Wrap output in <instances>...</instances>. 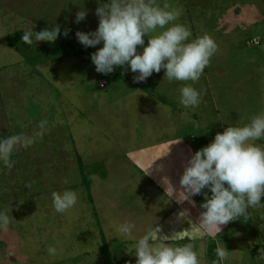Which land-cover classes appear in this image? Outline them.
Segmentation results:
<instances>
[{
    "label": "rangeland",
    "instance_id": "rangeland-1",
    "mask_svg": "<svg viewBox=\"0 0 264 264\" xmlns=\"http://www.w3.org/2000/svg\"><path fill=\"white\" fill-rule=\"evenodd\" d=\"M222 1L236 7H261L259 17L264 14V0L250 3L239 0L241 5L236 0ZM103 2L105 0H99ZM154 2L164 7L160 0ZM99 3L98 0H0V138L42 133L27 147L13 149L11 167L0 160V213L9 217L7 228L0 229V257L4 260H0V264H135L134 237L121 236L117 231L120 218L116 216L121 209L116 205L117 192L122 188L126 190L124 200L128 203L125 206L132 205L131 199L146 202L142 210L138 207L139 213L131 214V207L128 213H123L125 219L121 224L131 223L137 228L141 220L134 221L132 217L149 215L145 207L154 208L156 215L170 209L167 196L146 174V170H158L161 165L150 161L143 171L129 169L126 152L145 142L141 134L144 124L151 125V129H147L153 134L154 128L160 129L168 122L175 125L177 118L180 123L175 96L183 84H190L203 97L197 120L193 113L198 106L184 107V134L181 136L189 139L193 134L196 137L191 143L195 151L210 143L214 133L221 132L218 125L243 126L253 116L264 113V19L252 29H243V33L228 32L214 26L219 14L216 7L206 11L201 17L203 21L193 11L188 13L185 7H180L185 19L195 23L189 39L207 34L217 45L199 80L169 81L161 69L143 82H134L135 74L121 67L108 75L97 73L90 54L102 45L85 48L76 39L77 31L96 29L95 9ZM165 5L168 10L180 13L178 6ZM80 10H86L87 14L83 21L76 23L75 15ZM245 15L249 23L258 17L254 11H245ZM171 23L178 24L177 20ZM55 24L60 26L59 40L68 39L79 47L85 61H81L82 58L53 61L54 47L38 51L32 45L28 51L33 59L44 55L33 65L27 55L8 44V34L15 36L46 27L51 30ZM65 31L67 35H62ZM159 31L161 29H157V33ZM155 34L149 33V36ZM241 37L257 39L244 45ZM258 38L262 43L259 46ZM42 42L39 41L38 48ZM103 78L107 79L106 89L99 87V80ZM209 80L211 82H207ZM178 96L179 92L177 99ZM41 124L43 129L39 127ZM255 143L264 148V138ZM123 144L121 149H115ZM108 149L113 155L110 159ZM90 186L105 190L108 198L112 191V198L97 206L112 211L109 227L110 234H115V242L108 245L113 257L111 263L105 261L107 255L101 249L102 238L106 242L107 237L103 234L102 238L98 237L96 229L102 226L98 222L94 224L97 218L88 198ZM68 189L77 193L74 205L77 214L72 207L61 215L73 220L61 222L53 218L50 225L46 218L54 217L56 212L52 193ZM261 202L264 203V196ZM158 222L147 221L150 227ZM193 226L182 229L177 221L170 219L160 228L165 229L164 233L157 231L152 242H160L162 235H167L164 242L170 245L191 244L199 264L215 261L210 260L214 258L212 244L215 250H225V257L218 264H264V205L249 207L245 216L228 222L216 237L220 240L217 243L213 238L202 237ZM147 234L152 237V232ZM49 247L56 250L55 255H49ZM36 255L39 262H35Z\"/></svg>",
    "mask_w": 264,
    "mask_h": 264
},
{
    "label": "clouds",
    "instance_id": "clouds-1",
    "mask_svg": "<svg viewBox=\"0 0 264 264\" xmlns=\"http://www.w3.org/2000/svg\"><path fill=\"white\" fill-rule=\"evenodd\" d=\"M86 14V10L77 11L75 22L83 21ZM95 14L98 17L96 29L77 31L75 36L85 48L102 45L90 54V60L95 71L103 75L121 67L135 74L134 82H143L153 72L159 73L163 69L164 77L169 81L196 82L217 50L216 43L207 34L190 40V30L171 23L178 18L179 11L168 10V5L161 8L154 0H105L99 3ZM157 29L161 31L157 33ZM58 33L60 26L55 24L51 30L46 27L35 32L25 31L21 41L29 45L33 40L35 43L52 41ZM149 33L156 34L149 36ZM61 34L67 35V31ZM259 43L258 38L257 45ZM101 81L106 80L100 79L99 87ZM106 88L107 81L106 87L101 89ZM178 92L179 103L185 108L198 106L200 93L190 84H183ZM39 127L43 129V124ZM40 134L38 131L0 138V160L11 167L13 149L27 147ZM261 138H264V113L253 116L243 126L228 125L185 162L179 180L181 193L185 200L203 196L199 222L205 229H220V225L245 216L247 208L264 205L261 202L264 196V148L255 143ZM76 203L74 190L52 193V206L58 213H64ZM8 224V215L0 213V229H6ZM133 227L131 223H122L117 229L118 234L130 236ZM167 239V235H162L160 242H152L148 234L138 238L134 244L135 264H199L191 244L170 245L164 242ZM47 251L49 255L56 254L52 247ZM215 251L217 260L213 264H218L225 257V250L217 248Z\"/></svg>",
    "mask_w": 264,
    "mask_h": 264
},
{
    "label": "crops",
    "instance_id": "crops-1",
    "mask_svg": "<svg viewBox=\"0 0 264 264\" xmlns=\"http://www.w3.org/2000/svg\"><path fill=\"white\" fill-rule=\"evenodd\" d=\"M163 5L169 4L171 7L178 6L180 7H185L187 9V12H194L196 15L199 16V20L203 21V15H205L206 11H208L212 7H216V5H220L221 7L218 8V16L216 17V24L214 26H217L220 29H226L228 30H235L238 31V27L242 26L244 28V25L247 26L249 23L247 19H249L245 15L246 12H256V16H258L255 19H252V23L254 22H259L264 19V14H261V18L259 17V10L261 7H236L232 4H227L226 2H223L222 0H160ZM174 2V5L172 3ZM252 0H244L246 3H250ZM238 5H241V2L239 0L235 1ZM202 17V18H201ZM178 24H181L185 26L188 30L192 31L195 29V23L193 20L185 19V16L181 12L180 8V15L176 19ZM216 29V28H215ZM239 33H243V31L240 30ZM226 36V35H225ZM256 37H253L255 39ZM215 39H218L215 37ZM242 41L244 40L243 37H241ZM261 43L257 45L259 46ZM229 51V50H228ZM213 69V68H212ZM210 73V72H209ZM212 73V72H211ZM208 74V73H207ZM224 74V73H223ZM211 75V74H209ZM215 75V73H214ZM104 80H107L103 78ZM211 82V80L207 81ZM176 96H175V102H176V109H180V123L179 119L177 118V123L175 125L173 123H166L164 127L158 129V127L154 128L153 134L151 132V125L149 124H144L143 130H141L142 138L144 143L140 144V147L135 148V149H130L126 152V158L129 161V169L133 170V168H137L141 171H143L142 168H147L149 166L148 162H152L154 164L161 165V167L158 170H152V171H147L146 174H148V177H151L153 179V185H156L159 190L167 196V200L170 202V209L167 212L160 213L159 215L155 214L156 211L154 208L151 207H145L148 209L149 215L147 216H141L138 218H133V220H141L140 224L136 225L137 228L133 227V230L131 232V236L134 237V240L136 241L138 238L141 236L149 233L151 234L152 232V237L151 241H153V236L154 234L160 230L162 226H164L165 222L170 221V219H174L177 221L182 229L187 228H193V224L198 228L199 234L203 237H210L216 240V237L220 235L221 230L225 229L227 224L225 225H220V229L211 227L208 229H205L201 223L199 222V214L203 209L200 208V204L203 202V196L202 195H196L190 198V200H185V197L181 193L183 191L182 187L179 184L180 177L183 173V167L187 159L191 156L192 153L195 152L194 147L192 146V141L196 138L191 134L189 136V139L186 138L185 136H181V134H184V122L183 119L185 116L183 115L185 112V108L183 105L180 104L179 108V100L177 99V94L178 90H176ZM222 94H220L219 97H221ZM203 97L200 98V102L198 104V108L196 111L193 113V116H195V119L197 120L198 117L201 114V101ZM242 100L243 96L241 97ZM221 101L219 100V103ZM167 104V103H165ZM231 104V102H229ZM168 105H170L168 103ZM172 105V104H171ZM240 104V106H242ZM173 106V105H172ZM231 106V105H229ZM174 107V106H173ZM223 108V103L221 104V109ZM220 110V111H221ZM219 111V110H218ZM231 124V123H230ZM232 125V124H231ZM228 126V125H227ZM220 131L222 132L224 128L226 127V124H222L221 126L218 125ZM150 128V129H147ZM181 131V132H180ZM151 135H153L151 139ZM214 135L212 138H214ZM116 144V142H115ZM125 144L121 145V147L115 148L116 150L121 149ZM125 148V147H124ZM113 151V150H112ZM107 153L109 154L108 159L112 158L113 155L110 154L109 149L107 150ZM128 155V156H127ZM205 191V190H204ZM126 190L122 188V190H119L116 195V205L120 206L121 209L118 210V215L116 216L119 219L117 223V229L119 225L121 224L122 220H124L123 213H128V210L131 207L130 213L131 214H136L138 212V207L140 210H142V206L145 203H141L139 201H136V199H131L132 205L125 206L128 202L127 200H124V196L126 195ZM129 194V190H128ZM88 198L90 201V204L93 206L94 211H95V217L97 219L94 220V224H100L102 226V229H96L98 237H101V234L106 235V242L107 245H110L112 242H115V234H110V231L112 230L109 226L112 221L110 218L112 211L109 210V208L105 209H100L97 208V206L102 205V203L105 200H110L112 198V191H111V196L110 198L107 197V194L105 190H99L98 187L90 186L88 188ZM121 203H123V206H121ZM88 207V206H87ZM137 207V210L135 209ZM115 208V207H112ZM111 208V209H112ZM75 206H73L72 210L74 211V214H77V211L74 210ZM63 213H58L55 212L54 217H47V221L50 223V225H53L51 223L53 218H56L58 221H65V220H73L74 218L67 217V219L61 215ZM65 214V213H64ZM99 219H98V215ZM253 214V213H252ZM115 217V216H112ZM158 217V218H157ZM245 219H249L246 217ZM149 220H156L160 221L156 223L155 227H150L147 223ZM164 221V222H162ZM145 222V223H144ZM47 226L45 225V229ZM135 230H140L141 232L144 231L143 234H139V232ZM152 230V231H151ZM164 228L160 230L159 232L164 233ZM46 233V231H45ZM138 235V236H136ZM170 235L173 236L174 233L170 232ZM171 240V239H169ZM218 240V241H217ZM216 243L219 242L220 240L217 238ZM222 240V239H221ZM226 240V239H223ZM38 255H36V261L39 262ZM2 259V256L0 257V260ZM43 259L40 258V262ZM2 262L4 260H1ZM12 261V260H11Z\"/></svg>",
    "mask_w": 264,
    "mask_h": 264
},
{
    "label": "trees",
    "instance_id": "trees-1",
    "mask_svg": "<svg viewBox=\"0 0 264 264\" xmlns=\"http://www.w3.org/2000/svg\"><path fill=\"white\" fill-rule=\"evenodd\" d=\"M216 7L220 8L221 6L218 4V5H216ZM256 24L257 23L250 22L247 24V26L244 25V28H242V26H239L238 32H240V30L242 31L243 29H248V28L252 29ZM251 33H253L252 30H251L250 34ZM7 36L9 39V43H8L9 46L13 47L16 51L21 52L24 55H27L30 59V62L33 65H34V63L36 64L38 62V60L40 59V57H43L44 55H42L40 57H36V59H33L32 56L30 55L29 51H28L32 45H35V48L38 51H41V49L49 50V48L54 47V50L56 51V53H55L54 57H51V60H53V61H61V60L66 59V58H68V59L69 58H82V53H81L80 48L77 47L76 45L68 42L69 41L68 39L59 40V37H57L55 40L42 42L41 46L38 48L37 44H40V43L39 42L34 43V40H33V43L31 45L23 43L21 41L22 33H19L18 35H15V36H10V34H8ZM252 40H253V37L246 38L244 40V45H247V43L252 41ZM45 44H47L48 46H46ZM68 48H70L69 51H67ZM83 59L84 58H82L81 61H85V59L84 60ZM210 96H211V93H210ZM102 241L103 242L101 244V249L105 253V256L107 255V258L105 259V261H108L111 263L113 260L112 254H111L110 250L108 249V245L105 242L104 238H102ZM212 247H214V250H213L214 258H210V260L214 259L216 261L217 257H216L215 245L212 244L210 248H212Z\"/></svg>",
    "mask_w": 264,
    "mask_h": 264
},
{
    "label": "built area",
    "instance_id": "built-area-1",
    "mask_svg": "<svg viewBox=\"0 0 264 264\" xmlns=\"http://www.w3.org/2000/svg\"><path fill=\"white\" fill-rule=\"evenodd\" d=\"M100 87L105 88L106 87V81H101L100 82Z\"/></svg>",
    "mask_w": 264,
    "mask_h": 264
}]
</instances>
